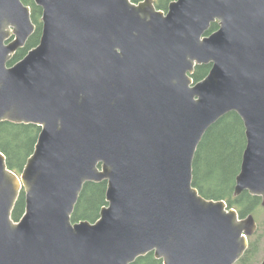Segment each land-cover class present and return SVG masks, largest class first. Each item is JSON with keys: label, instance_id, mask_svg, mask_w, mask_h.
I'll list each match as a JSON object with an SVG mask.
<instances>
[{"label": "water", "instance_id": "95a60500", "mask_svg": "<svg viewBox=\"0 0 264 264\" xmlns=\"http://www.w3.org/2000/svg\"><path fill=\"white\" fill-rule=\"evenodd\" d=\"M35 3L40 43L10 67L36 26L22 0H0V123L42 129L21 175L0 152V264L240 261L258 223L201 196L193 165L208 130L238 114L234 194L264 207V0ZM201 65L212 68L196 83ZM103 181L100 219L73 222L86 183Z\"/></svg>", "mask_w": 264, "mask_h": 264}, {"label": "trees", "instance_id": "16d2710c", "mask_svg": "<svg viewBox=\"0 0 264 264\" xmlns=\"http://www.w3.org/2000/svg\"><path fill=\"white\" fill-rule=\"evenodd\" d=\"M31 8V18L36 26L35 33L31 36L26 46L20 49L12 58L9 66L12 67L34 48L41 40L43 33V9L36 5L35 0H22ZM144 0H132L139 3ZM176 0H156L159 10L167 11L169 5ZM219 29V24L214 23L208 35ZM212 65L198 66L193 75L196 83L207 77ZM41 127L33 124H16L9 121L0 123V152L6 157L8 168L21 175L29 158L33 155ZM245 127L242 119L236 113H230L220 119L205 134L196 153L193 165L194 187L201 196L207 200L225 201L229 208L236 209L241 219L248 217L262 205V198L250 195L248 192L236 197L234 189L236 178L240 173L242 157L246 148ZM244 148L239 150V146ZM108 183H86L76 205L72 220L90 221L95 223L100 219V214L107 202ZM26 211V194L23 190L13 210L12 218L19 222ZM257 243L250 241V246L243 258L236 264H253L257 256ZM133 264H163L154 253L139 257Z\"/></svg>", "mask_w": 264, "mask_h": 264}, {"label": "rangeland", "instance_id": "374dc122", "mask_svg": "<svg viewBox=\"0 0 264 264\" xmlns=\"http://www.w3.org/2000/svg\"><path fill=\"white\" fill-rule=\"evenodd\" d=\"M243 148L244 144H241L239 150ZM252 215L258 223V231L250 238V241L257 243V256L253 264H262L264 261V207L261 205Z\"/></svg>", "mask_w": 264, "mask_h": 264}]
</instances>
